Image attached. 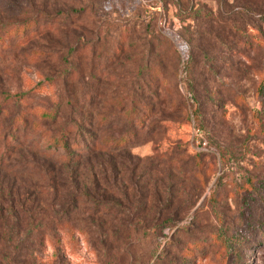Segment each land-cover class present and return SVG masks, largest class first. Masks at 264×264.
I'll return each mask as SVG.
<instances>
[{
    "label": "rangeland",
    "instance_id": "obj_1",
    "mask_svg": "<svg viewBox=\"0 0 264 264\" xmlns=\"http://www.w3.org/2000/svg\"><path fill=\"white\" fill-rule=\"evenodd\" d=\"M247 3L0 0V35H32L0 41V264H264V22ZM196 9L208 16L186 17ZM73 103L99 142L123 134L118 113L147 118L136 144L86 163L76 212L52 225L51 195L26 197L42 175L1 155L22 115L32 161L52 122L40 115L56 112L57 131ZM123 165L134 172L108 188Z\"/></svg>",
    "mask_w": 264,
    "mask_h": 264
},
{
    "label": "trees",
    "instance_id": "obj_2",
    "mask_svg": "<svg viewBox=\"0 0 264 264\" xmlns=\"http://www.w3.org/2000/svg\"><path fill=\"white\" fill-rule=\"evenodd\" d=\"M258 2H263V0H255ZM257 2L252 0H248V7L252 8L259 14V18L261 21L264 22V7L258 6ZM195 16V20H198L200 16H208V13H201L200 9H196L194 13H188L186 17ZM27 23H30L28 21ZM4 29V34L0 35V41L3 42V45H7L9 48L11 44L10 41L12 38L17 40H21L23 43L29 41L32 37L31 32L30 34L27 33V27H24L23 31H20L18 27L15 26H2ZM258 28V27H257ZM256 28V29H257ZM21 29V28H20ZM259 30V28H258ZM206 34H208L206 32ZM201 36H205V33H201ZM253 38V37H252ZM9 42V43H7ZM120 51V50H119ZM152 100V99H150ZM149 101V100H147ZM88 106L93 104V101L86 103ZM75 104L73 103V106ZM148 111L152 112L154 110V105L149 104ZM73 114L71 115V120L67 123L65 127L62 129H58L57 131L51 130V124H55L59 120L58 114L55 112L46 111L42 113L40 116L43 120H51L52 122L45 123V129L43 132L45 133V141L48 143L43 149L41 153L38 152V156L33 157L32 161H28L24 156L23 149L27 148L26 145L29 146L35 144L33 139H28L27 134L23 133L22 142L20 143V136L18 133L23 131L27 125H29L28 117L19 116L17 124H22V129L17 127V132L15 135H12L9 139L6 140V148L5 151L2 153L1 157L3 158L4 155L10 156L8 161H12V158H16V161H19L21 166H26L28 163L32 164L33 168L29 173L33 174H40L42 177L36 183H33V193H26L29 195L32 200H30L35 207H39L40 204L43 202V198L46 194L49 193L51 195L52 200L48 203L50 205V209L48 210L49 216L44 218V220L49 222V224L55 225L57 222H60L66 216L69 217L71 212H76L78 199L81 195V176L82 170H87L88 164L91 160L98 159L101 154L105 151H113L118 152L119 148L123 150L124 146L136 144L137 138L140 134L139 128H143L145 124V118L147 115L135 116V110L129 108L124 111V113H118L117 117L115 118L114 126H121L124 128L123 134L120 137L116 138L113 134H109L108 136L104 137L101 142H99V124L100 122L95 124V117L91 111H85L82 108L76 111L75 106L72 107ZM124 110V109H122ZM75 114V115H74ZM150 117H148L149 119ZM16 119V118H15ZM111 122V121H110ZM109 122V123H110ZM108 123V124H109ZM34 127H37V130L40 128V122L37 121L33 123ZM110 126V127H109ZM106 126L102 128V132L108 131L112 125ZM140 126V127H139ZM151 129L157 127L156 123L151 126ZM44 128V127H43ZM52 132V133H49ZM50 134V135H49ZM20 147L19 150H16L15 147ZM5 158V157H4ZM121 158L125 159L122 155ZM1 161V158H0ZM7 161H3L1 163V168L4 167V163ZM83 165V166H82ZM82 166V167H81ZM114 168H117L116 165H113ZM81 171V173H80ZM132 170L128 165H123V169L119 170L118 172H114L115 178L112 182L107 181L106 186L111 188L112 185H115L118 181L117 174L119 176H123L126 173H133ZM94 177H96L94 175ZM95 181H93L94 184ZM92 185L91 189L95 193L98 192L97 187ZM20 190V189H18ZM19 192V191H18ZM25 192H20V201L21 198L24 196ZM88 196L91 198L90 192ZM95 202L96 197L92 196ZM111 199H107L105 201V207L109 206L107 210L104 211L106 216H111L113 214L114 206V197L111 196ZM58 201V202H56ZM67 201L70 202L67 205ZM68 202V203H69ZM97 202V201H96ZM25 203V202H23ZM114 207V208H112ZM149 209H147V212ZM116 213H121L117 210ZM115 213V214H116ZM156 214L158 217H154V221L156 220L159 222L163 216L165 215V210L158 209ZM148 216V215H147ZM151 217V216H148Z\"/></svg>",
    "mask_w": 264,
    "mask_h": 264
}]
</instances>
